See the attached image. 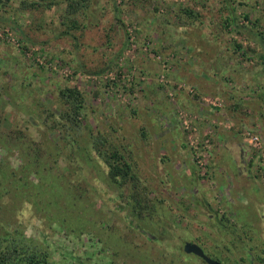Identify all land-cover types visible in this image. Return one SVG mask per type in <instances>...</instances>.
<instances>
[{
    "label": "rangeland",
    "instance_id": "obj_1",
    "mask_svg": "<svg viewBox=\"0 0 264 264\" xmlns=\"http://www.w3.org/2000/svg\"><path fill=\"white\" fill-rule=\"evenodd\" d=\"M62 1L22 10L19 0H0V34H11L0 37V104L10 123L31 119L34 99L58 115L57 89L78 87L86 123L136 152L156 213L132 215L80 130L76 142L94 160L67 137L59 166L71 173L74 164L73 177L90 191L82 210L60 214L63 199L34 210L15 191L0 198V221L18 223L26 238L47 246L54 264H199L184 242L228 264L247 251L264 264V62L234 52L235 42L263 51L264 0H226L240 30L223 26L224 0H94L76 39L62 33ZM47 129L30 130L50 152L65 133ZM248 130L260 147L248 143ZM7 155L22 176L19 153ZM27 179L37 183L31 173Z\"/></svg>",
    "mask_w": 264,
    "mask_h": 264
},
{
    "label": "trees",
    "instance_id": "obj_2",
    "mask_svg": "<svg viewBox=\"0 0 264 264\" xmlns=\"http://www.w3.org/2000/svg\"><path fill=\"white\" fill-rule=\"evenodd\" d=\"M224 1L227 16L222 19L223 26L240 30L241 27L236 23L235 9L229 7L228 1ZM19 3V8L22 10H37L51 9L63 4V1L19 0ZM64 3L66 8L60 17L62 33L76 39L73 32L86 27L84 21L87 19L94 0H64ZM116 13L117 10L114 8L115 24L123 29V22ZM182 13L188 18L193 17V12L188 8H184ZM244 19L249 21V16L245 15ZM234 48V52L245 61L258 58L264 62V45L261 53H257L250 46L243 50L242 45L236 42ZM56 100L61 108L58 115L53 114L42 102L34 99L28 107L32 118L11 123L6 117V109H3L0 104V150L4 153L0 157V198H5L16 191L18 194L15 196L22 195L34 210H40L44 205L56 208L59 206L58 201L63 199L60 214L68 215L70 218L73 213L81 211V200L90 191L84 187L82 181H76L78 178L73 177L77 173L75 165L71 164V173H69L70 169L65 173L66 169L59 166V159L61 149L71 145L67 137H72L71 141L76 145V149L81 151L80 155L88 161L94 160L88 156V149H81V145L76 142V132L84 130L89 137L87 144L91 146L97 158L105 164L107 179L119 189L120 196L124 194L123 197L126 198V204L130 207L132 215L138 220L144 219V216L152 218L156 213V205L148 198L150 188L139 176L138 164L135 160L136 152L131 150L129 144L118 145L108 129L101 132L86 123L83 112L85 97L78 87L63 86L57 89ZM40 124L48 128V133L53 131L59 132V135L65 133L61 141L56 144L47 141L53 148L50 152L47 151L43 139H35L32 136L31 127L34 128ZM69 132H75V137L70 136ZM10 151L19 153L20 159L25 163L24 169L28 170L26 173L22 169L20 177H17V171L7 161L9 158L7 154ZM68 159L72 160L71 157ZM29 173L37 183L32 180L28 181ZM76 177H79V173ZM47 195L50 199H47ZM91 212L96 213L94 210ZM6 221V223L0 221V264H54L47 246L26 238L20 232L18 223L13 224Z\"/></svg>",
    "mask_w": 264,
    "mask_h": 264
},
{
    "label": "flooded vegetation",
    "instance_id": "obj_3",
    "mask_svg": "<svg viewBox=\"0 0 264 264\" xmlns=\"http://www.w3.org/2000/svg\"><path fill=\"white\" fill-rule=\"evenodd\" d=\"M215 221L217 222L216 224H218L220 227H222L225 231H227L230 235H235V232H237L236 229H232L231 228V225L230 224H226L223 222L222 219L218 218V217H215ZM187 243V242H184L183 243V246H182V249H183V252L185 253V255H187L188 257H191L195 260V262L197 261V263L199 264H207L201 257L199 256H196L194 254H190V253H187L185 250H184V244ZM189 243H193V242H189ZM193 244H196V243H193ZM198 245V244H196ZM203 253L209 257L211 260L217 262L218 264H228V263H225L221 260L220 257H218V255H215L211 252H209L207 249H205L204 247L198 245ZM246 257L244 259H240L239 261H234L232 264H262V260H257V261H254L253 259H249V255L250 253L247 251L246 252Z\"/></svg>",
    "mask_w": 264,
    "mask_h": 264
},
{
    "label": "water",
    "instance_id": "obj_4",
    "mask_svg": "<svg viewBox=\"0 0 264 264\" xmlns=\"http://www.w3.org/2000/svg\"><path fill=\"white\" fill-rule=\"evenodd\" d=\"M184 250L187 253L194 254L196 256L201 257L207 264H218L217 262H215V261L211 260L209 257H207L203 253L202 249L196 244L187 242L184 244Z\"/></svg>",
    "mask_w": 264,
    "mask_h": 264
},
{
    "label": "built area",
    "instance_id": "obj_5",
    "mask_svg": "<svg viewBox=\"0 0 264 264\" xmlns=\"http://www.w3.org/2000/svg\"><path fill=\"white\" fill-rule=\"evenodd\" d=\"M11 34L9 32H7V30H3L2 34H0V37H5V38H10ZM187 128V127H186ZM246 136L248 137V143L250 145H253L255 147H260L261 146V140L260 137L256 134H254L252 131L248 130V132L246 133Z\"/></svg>",
    "mask_w": 264,
    "mask_h": 264
}]
</instances>
